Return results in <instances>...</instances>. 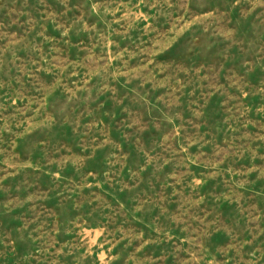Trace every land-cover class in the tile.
Returning a JSON list of instances; mask_svg holds the SVG:
<instances>
[{"label":"rangeland","instance_id":"obj_1","mask_svg":"<svg viewBox=\"0 0 264 264\" xmlns=\"http://www.w3.org/2000/svg\"><path fill=\"white\" fill-rule=\"evenodd\" d=\"M0 264H264V0H0Z\"/></svg>","mask_w":264,"mask_h":264}]
</instances>
